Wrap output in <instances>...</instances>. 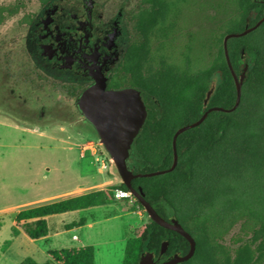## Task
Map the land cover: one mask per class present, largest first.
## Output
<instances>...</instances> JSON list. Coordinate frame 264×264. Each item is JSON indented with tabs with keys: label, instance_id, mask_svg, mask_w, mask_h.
Returning a JSON list of instances; mask_svg holds the SVG:
<instances>
[{
	"label": "trees",
	"instance_id": "obj_1",
	"mask_svg": "<svg viewBox=\"0 0 264 264\" xmlns=\"http://www.w3.org/2000/svg\"><path fill=\"white\" fill-rule=\"evenodd\" d=\"M149 1L150 7L140 11L144 15L139 26L143 34L157 29L158 19L173 4L167 0ZM209 7L217 31L212 34L217 52L210 64L195 72L167 68L164 72L149 70L147 74L148 91L161 106L157 114L148 113L131 146L128 160L134 174L170 168L172 137L176 130L198 120L208 108L230 109L235 103V85L222 41L227 34L241 33L254 26L262 18L264 0H212ZM227 51L237 75L244 63H248L237 108L230 113L210 111L199 125L178 135L177 164L172 171L131 181V186L142 190L144 199L159 216H163V208L169 207L191 232L196 241L195 264H206L213 251L212 240L237 223L250 239L244 243L236 264L240 258L243 264H250L254 251L260 257L264 252V21L250 33L230 38ZM214 72L220 73L221 82L204 108L206 79ZM118 190L128 192L120 183L21 210L14 218L15 231L19 227L28 239L39 240L48 234L47 216L114 203ZM132 199V204H125V210L145 213L139 202ZM84 223L80 219L65 225V229ZM132 234L125 242L121 264H138L142 253L158 254L163 240L172 248L174 238H179L167 235L150 219L135 227ZM46 255L48 260L41 264H94L92 246L48 250ZM18 264L39 263L26 257Z\"/></svg>",
	"mask_w": 264,
	"mask_h": 264
},
{
	"label": "flooded vegetation",
	"instance_id": "obj_2",
	"mask_svg": "<svg viewBox=\"0 0 264 264\" xmlns=\"http://www.w3.org/2000/svg\"><path fill=\"white\" fill-rule=\"evenodd\" d=\"M167 1L173 4L158 19L157 29L148 34H143L139 26L144 16L140 11L150 7L149 0H16L0 4V27L15 19L18 31L10 37L9 47L5 46L7 54L0 60L4 106L37 122L76 119L96 135L77 102L85 90L103 81L106 90L139 92L146 119L149 112L157 114L161 103L148 91L149 70L195 72L198 64L207 67L217 52L212 38L217 31L212 13H208L212 0ZM220 82V73H212L206 79V94ZM160 217L167 222L177 220L169 207L163 208ZM177 222L195 243L193 255L177 264H195V238ZM237 224L212 240L213 251L206 264H236L244 243L250 239L228 237ZM161 228L179 238H174L172 248L163 240L168 245L162 254L160 248L158 254L151 252L154 264L175 255L185 256L190 250L189 241ZM238 264H243V259ZM250 264H264V252L260 257L254 251Z\"/></svg>",
	"mask_w": 264,
	"mask_h": 264
},
{
	"label": "rangeland",
	"instance_id": "obj_3",
	"mask_svg": "<svg viewBox=\"0 0 264 264\" xmlns=\"http://www.w3.org/2000/svg\"><path fill=\"white\" fill-rule=\"evenodd\" d=\"M15 1L0 0V4ZM16 22L9 19L0 27V60L7 54L10 37L18 33ZM14 55L18 58L17 53ZM4 105L0 95V264H18L26 257L41 264L48 260L46 247L56 250L78 246L94 248V264H121L126 240L135 227L148 221L144 212L136 211L139 217L125 210L126 203L132 204V197L52 216V228L84 219L87 226L78 240L72 238L74 228L67 229L45 247L40 240L28 239L19 227L15 231L14 218L21 210L116 186L121 180L88 126L76 119L37 122ZM238 236L249 237L241 232L239 224L228 237Z\"/></svg>",
	"mask_w": 264,
	"mask_h": 264
},
{
	"label": "water",
	"instance_id": "obj_4",
	"mask_svg": "<svg viewBox=\"0 0 264 264\" xmlns=\"http://www.w3.org/2000/svg\"><path fill=\"white\" fill-rule=\"evenodd\" d=\"M263 21L264 10L262 18L258 20L254 26L246 28L241 33H231L224 36L223 52L227 67L235 85V103L230 109H223L221 107L209 108L195 122L177 129L172 137L173 160L170 168L168 169L146 174H134L129 166L128 159L131 146L135 138L139 135L146 119V109L139 92L133 89L106 90L105 83L103 81H97L94 86H91L83 92L77 102L81 112L83 113V117L93 126L98 142L103 147L109 161L113 164L121 183L127 188L130 195L139 202L148 218L155 224L163 227L164 229L172 230L189 241L190 250L185 256L179 257L175 255L173 259L165 261L161 264H177L187 261L193 255L195 248L194 240L182 229L177 220L172 219L171 222H167L162 219L156 213L154 208L144 199L142 190L140 188L135 190L131 186V181L135 178L162 175L172 171L177 164L175 144L178 135L199 125L210 111L230 113L237 108L241 97V87L248 70V63H244V66L238 75L233 71L228 57L227 41L230 38H237L250 33L259 27ZM243 52L244 51L242 50V55ZM210 94V91L206 94L204 105L209 99ZM167 245V241H163L161 243L160 254L166 250ZM138 264H154L153 254L151 252L142 253L139 257Z\"/></svg>",
	"mask_w": 264,
	"mask_h": 264
},
{
	"label": "crops",
	"instance_id": "obj_5",
	"mask_svg": "<svg viewBox=\"0 0 264 264\" xmlns=\"http://www.w3.org/2000/svg\"><path fill=\"white\" fill-rule=\"evenodd\" d=\"M103 206H107V205H102V206H97V207H103ZM92 208H95V207H92ZM88 209H90V208H88ZM84 210H86V209H84ZM78 211H83V210H77V211H72V212H78ZM67 213H71V212H67ZM63 214H66V213H61V214H57V215H63ZM131 214H134V215L140 217V214L137 213V212H132ZM52 216H56V215H52ZM52 216H47L45 218L47 220V224H48V234L45 237L39 239L40 241L43 242V245L45 247L47 246L46 244H48L50 242V240H52L55 236L59 235L60 233L62 234L64 231L67 230V229H64V227H63L65 225H67V224H64V223L62 225H57V226L55 225L52 228L51 225H50V219H52ZM86 226L87 225L85 223L84 225H82L80 227L74 228V230H73L74 233L72 234V238L78 240L80 235H81L82 228H84ZM48 250L49 249H47V247H46V249L44 250V253H46ZM3 256L5 257V255H3Z\"/></svg>",
	"mask_w": 264,
	"mask_h": 264
},
{
	"label": "built area",
	"instance_id": "obj_6",
	"mask_svg": "<svg viewBox=\"0 0 264 264\" xmlns=\"http://www.w3.org/2000/svg\"><path fill=\"white\" fill-rule=\"evenodd\" d=\"M127 197H132L129 192H123L120 190L115 192V198L116 199H123V198H127Z\"/></svg>",
	"mask_w": 264,
	"mask_h": 264
}]
</instances>
